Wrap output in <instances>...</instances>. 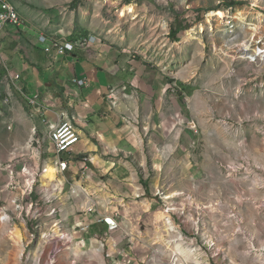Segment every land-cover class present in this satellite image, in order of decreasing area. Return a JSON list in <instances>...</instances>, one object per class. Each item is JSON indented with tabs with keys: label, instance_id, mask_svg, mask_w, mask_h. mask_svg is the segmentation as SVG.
Segmentation results:
<instances>
[{
	"label": "rangeland",
	"instance_id": "374dc122",
	"mask_svg": "<svg viewBox=\"0 0 264 264\" xmlns=\"http://www.w3.org/2000/svg\"><path fill=\"white\" fill-rule=\"evenodd\" d=\"M43 6L50 21L42 24L73 29L77 38L88 28L97 46L166 79L167 106L155 100L150 112L139 87L118 86L113 102L121 94L131 101L118 111V127L134 137L124 135L116 152L88 155V175H61L20 94L21 77L15 81L0 54V264H264V0ZM215 11L226 18L210 17ZM48 168L65 182L62 194L44 179ZM90 206L118 214L120 228L106 234L99 228L106 223L93 224L80 246L73 228ZM57 222L65 223L64 234Z\"/></svg>",
	"mask_w": 264,
	"mask_h": 264
},
{
	"label": "crops",
	"instance_id": "0c3cea01",
	"mask_svg": "<svg viewBox=\"0 0 264 264\" xmlns=\"http://www.w3.org/2000/svg\"><path fill=\"white\" fill-rule=\"evenodd\" d=\"M9 1L15 5L19 16L21 15L24 18L28 30L26 32L12 26L6 27L0 33V54L5 56L8 62L12 64L15 74L21 77L19 84L23 90L20 94L25 96L37 95L39 97L38 106L42 109L43 119L49 125L57 124L60 121L71 122L78 128L81 142L75 147L71 155L74 159L87 158L91 153L94 156L100 149L104 152H107V150L116 152L119 149L120 142L124 141V135L131 139L134 137L131 128L126 127L121 131L119 129L121 127H118L123 125L121 119L118 118L122 116L120 115L121 112L118 111L122 109L121 107L124 104L129 107L131 101L130 99H122L125 98L122 94L121 98L118 97L117 103L109 101L108 93L111 88L123 85L135 86L137 89L139 87L140 92L138 94L145 101L143 108H147L150 112H155L153 104L155 100L160 107L165 108L167 106L165 85L168 82L166 79L157 75L145 64L133 61L130 57L122 56L97 45L92 46L86 52H74L63 57L44 54L41 48L37 46L38 35L56 37L63 41L72 42L70 38L75 31L66 27L57 30L50 24H42L45 19L50 21V17L44 16L47 8L43 6V3H49L51 0ZM71 7H76L75 2ZM57 19L67 22L69 18L68 16H61ZM82 29H85L88 35L80 38L76 37L75 42L81 38L93 36L94 33H91L88 28ZM4 43L9 46L10 55L4 53ZM14 44H16V47L12 50ZM9 73L11 72L9 71ZM74 80L83 82L84 87L79 88L74 85ZM156 86H164L162 87L163 92L161 93V89H159L158 93ZM113 106L117 107V110ZM73 118H76V121ZM36 127L42 136L43 143L47 142L49 145L47 154H51L50 157L54 160V153L51 152V145L48 140V129L41 124L40 119L37 120ZM65 158L70 160L69 156ZM97 162L100 163L98 159ZM103 162L101 159V163ZM77 171L80 172V169L73 166L66 173H76ZM57 172L66 175V173H61L59 170ZM120 174L126 176L124 173ZM59 182H61V186H58ZM54 183L56 192L60 191L59 193L62 194L65 182L57 177V181ZM82 189L85 190V188ZM90 192L87 194L89 195L88 203L92 202L90 197L94 193L91 189ZM71 194H73V191ZM51 212L48 218L53 220L54 214L51 215ZM103 215L111 216L104 213ZM85 219V216L81 217L80 222ZM64 226L65 223L61 225L57 222L55 227L61 233L66 228ZM99 226L100 229H104L106 234L112 232L106 224ZM50 233L52 238H56L60 234H57L56 231H50Z\"/></svg>",
	"mask_w": 264,
	"mask_h": 264
},
{
	"label": "built area",
	"instance_id": "2783aa9c",
	"mask_svg": "<svg viewBox=\"0 0 264 264\" xmlns=\"http://www.w3.org/2000/svg\"><path fill=\"white\" fill-rule=\"evenodd\" d=\"M8 26L15 27L20 31H26L23 27V23L20 20V16L9 0H0V31ZM37 46L41 48L44 54L52 55L54 57H63L74 52H86L92 48V46L97 45V38L91 36L87 38H82L74 43L63 41L61 39H56L55 37H48L43 35L37 36ZM261 52L259 55H261ZM19 75H15V81L19 79ZM73 84L77 87H84V83L81 81H73ZM118 91L117 88H113L108 100L113 102L116 100L115 93ZM26 100L28 106L31 108L32 112L36 113L37 120H41V124L48 129V140L51 145V152L54 153L53 163L57 170L61 173H66L69 171L70 167H78L82 174L88 175L90 173V167L88 165L89 159L83 157L74 159L71 155L74 152L75 147L81 142L80 132L78 128L71 122H58L57 124L49 125L43 119L42 109L38 106L39 97L37 95L25 96L21 94ZM76 121V118H73ZM36 131V130H35ZM69 156L70 160L65 157ZM77 165V166H76ZM83 190V189H82ZM84 191V190H83ZM33 207V205H32ZM19 208V205H17ZM88 217L85 220L77 223L75 225L74 233L79 234L78 245L82 246L87 243V236L91 230L93 224L106 223L111 231L118 230L120 228V223L118 219V214L111 216H104L97 212V208L90 206L87 209ZM55 213L52 211L51 215ZM67 238L72 240L74 237L70 233L66 234ZM93 241L94 239H90ZM99 243L100 240H96ZM124 264H134L131 259H127Z\"/></svg>",
	"mask_w": 264,
	"mask_h": 264
},
{
	"label": "bare ground",
	"instance_id": "6f19581e",
	"mask_svg": "<svg viewBox=\"0 0 264 264\" xmlns=\"http://www.w3.org/2000/svg\"><path fill=\"white\" fill-rule=\"evenodd\" d=\"M125 12L130 13L131 9H126ZM215 16L223 20L226 18V15L222 11H219V12L215 11L210 15V17H215ZM186 39L189 41H191V39L194 40L193 32L189 33ZM44 179H48L51 182L53 181L55 182L57 180V172L53 170L52 168L50 169L48 168L47 171L45 172ZM44 186H47V184L45 183ZM97 243H98V247H100L99 245L100 243L99 242Z\"/></svg>",
	"mask_w": 264,
	"mask_h": 264
},
{
	"label": "trees",
	"instance_id": "16d2710c",
	"mask_svg": "<svg viewBox=\"0 0 264 264\" xmlns=\"http://www.w3.org/2000/svg\"><path fill=\"white\" fill-rule=\"evenodd\" d=\"M181 31H183V29H179V30H177V31H173L172 32V37H173V39H176V37L178 36V34L181 32ZM88 35V34H87ZM86 35V36H87ZM77 37V32H74V34L71 36V38H70V41H72V42H70V43H74L75 41H74V39ZM82 39V38H81ZM74 41V42H73ZM77 52V51H76Z\"/></svg>",
	"mask_w": 264,
	"mask_h": 264
},
{
	"label": "water",
	"instance_id": "95a60500",
	"mask_svg": "<svg viewBox=\"0 0 264 264\" xmlns=\"http://www.w3.org/2000/svg\"><path fill=\"white\" fill-rule=\"evenodd\" d=\"M15 47H16V44H14V45L12 46V50H14V49H15Z\"/></svg>",
	"mask_w": 264,
	"mask_h": 264
}]
</instances>
